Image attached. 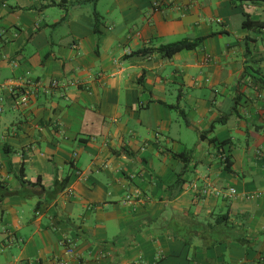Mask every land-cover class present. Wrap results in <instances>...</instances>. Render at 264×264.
<instances>
[{"label":"crops","instance_id":"obj_1","mask_svg":"<svg viewBox=\"0 0 264 264\" xmlns=\"http://www.w3.org/2000/svg\"><path fill=\"white\" fill-rule=\"evenodd\" d=\"M82 1L0 0V264H264V1Z\"/></svg>","mask_w":264,"mask_h":264},{"label":"trees","instance_id":"obj_2","mask_svg":"<svg viewBox=\"0 0 264 264\" xmlns=\"http://www.w3.org/2000/svg\"><path fill=\"white\" fill-rule=\"evenodd\" d=\"M98 0H83L82 2H92L94 7L96 6ZM243 1V0H240ZM250 1H260V0H250ZM264 1V0H261ZM76 2H80V1H76ZM94 17H95V24H94V31L95 33L100 36L101 35V31H100V24H101V18L102 16L96 11V9L94 10ZM264 23H260V22H256L251 20L248 16L246 17V19L243 22V25L246 28H255V27H261ZM204 41V37H200L197 38L195 40H187V39H183V40H179V41H175L172 43H168V44H162L158 47H144L138 50H135L133 52H131L129 55H127V59H139V58H148L150 57L154 52H162L165 54V56H173L175 53L182 51L184 49H194L196 47H198L199 45L202 44V42ZM260 80H262L261 78H259ZM138 84L143 87L144 85V75H141L138 80H137ZM144 89V87H143ZM169 108L171 109H175L178 110L179 113L181 114V116L184 118V120L186 121V123H188L187 117H186V113L185 111L177 104L175 105H167ZM214 129V124L211 127V130ZM202 138H206V133L201 132L200 133ZM218 139L213 137L210 138L209 141L210 142H216ZM228 141H220V147H223L227 144ZM8 150V148H7ZM175 155L179 156L180 158H184L185 154L184 153H175ZM224 163H225V169L227 171H231L232 170V165H233V161L230 157V155H224ZM21 179L24 180V166H22L21 169ZM175 187L179 188L183 185V181L180 179H177L175 181V183L173 184ZM0 188H1V182H0ZM41 202L39 201L37 203V207L40 206ZM228 219V212L218 215L216 217V221L215 223L212 225L213 227L216 226L217 223H223V222H227Z\"/></svg>","mask_w":264,"mask_h":264},{"label":"built area","instance_id":"obj_3","mask_svg":"<svg viewBox=\"0 0 264 264\" xmlns=\"http://www.w3.org/2000/svg\"><path fill=\"white\" fill-rule=\"evenodd\" d=\"M154 5L157 6V5H159V3L155 2ZM76 82H78V81H76ZM33 83L35 85L38 84L37 82H33ZM59 85H60V81L57 80V79H53V80L50 81L48 89L50 90V89H53V88H57ZM6 87H9L8 91L10 92V94L12 96H15V98L17 100L16 105L23 106V107L29 105V103L31 101V97L34 94V91H31V90L27 89L25 87L24 83L21 84V83L10 82L9 84H7ZM258 97L264 103V95H263V93L259 94ZM3 101H4V97L1 96L0 97V113L3 111V106H2ZM235 193H236V190L234 188H230L228 190V193H226V191H224V190L217 189L215 187L212 188V187L204 186L203 189H202V194L203 195L215 194L217 196H226V195L231 196V195H233ZM63 244L65 245L66 251H67L68 254H73L74 253L73 241L70 238L64 239L63 240ZM63 262L65 264H67L65 261H63Z\"/></svg>","mask_w":264,"mask_h":264},{"label":"rangeland","instance_id":"obj_4","mask_svg":"<svg viewBox=\"0 0 264 264\" xmlns=\"http://www.w3.org/2000/svg\"><path fill=\"white\" fill-rule=\"evenodd\" d=\"M191 131H193V130H191ZM196 135V133H193V136H195Z\"/></svg>","mask_w":264,"mask_h":264}]
</instances>
